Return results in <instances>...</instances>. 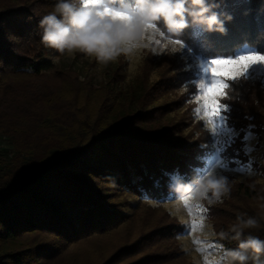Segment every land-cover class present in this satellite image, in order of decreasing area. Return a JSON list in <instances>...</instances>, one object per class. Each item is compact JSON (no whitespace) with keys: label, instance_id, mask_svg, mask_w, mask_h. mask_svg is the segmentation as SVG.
I'll use <instances>...</instances> for the list:
<instances>
[{"label":"trees","instance_id":"trees-1","mask_svg":"<svg viewBox=\"0 0 264 264\" xmlns=\"http://www.w3.org/2000/svg\"><path fill=\"white\" fill-rule=\"evenodd\" d=\"M56 3L0 0V85L9 75L53 69L49 58L32 60L23 50L32 40L39 44L38 21ZM217 3V12L232 17L226 32L190 27L184 43L207 57L230 55L244 45L264 53V0ZM172 65L170 78L151 85L142 79L127 84L118 70L108 73L107 90L94 110L87 104L95 92L80 91L72 115L48 124L41 157L31 150L17 162L10 147L0 148V264H63L72 246L121 226L126 208L134 206L128 198L167 199L173 181L197 176L200 158L207 155L205 142L184 133L193 123L158 124L185 106V96L170 99L166 92L195 78L186 59ZM229 241L234 240L222 242ZM140 243L123 245L100 264H142ZM72 263L84 264H65Z\"/></svg>","mask_w":264,"mask_h":264},{"label":"rangeland","instance_id":"rangeland-1","mask_svg":"<svg viewBox=\"0 0 264 264\" xmlns=\"http://www.w3.org/2000/svg\"><path fill=\"white\" fill-rule=\"evenodd\" d=\"M53 7L45 9L50 11ZM36 42L39 44L35 40L25 44L23 54L32 60L44 55L53 63V69L9 75L0 85V148L10 147L13 161L18 162L21 155H27L31 150L37 157L46 153L44 145L50 137L48 124L72 115L80 91L95 92L87 104L94 110L101 94L107 90L108 73L118 70L127 84L142 79V82L150 81L151 85L159 79L170 78L173 61L178 63L186 59L188 68L195 74L194 80L185 83L181 90L166 92L170 99L185 96V106L162 116L158 124L169 126L179 120L193 123L184 133L205 142L207 155L200 158L202 165L197 176L215 167L218 174L229 179L231 189L221 202L212 205L206 201L198 204L192 199L185 203L186 198L173 191L177 181L172 182V192L167 199L146 197L135 200L130 197L128 203H134V206L126 208L128 218L121 226L72 246L65 263L100 264L123 245L140 241L142 264H210L218 245L237 247L236 241L224 244L222 241L225 239H221L219 233L228 231L241 213L261 220L260 228L246 230V234L250 232L264 239V219H261L264 218V66L250 69L247 79L228 82L231 86L226 89L227 95L218 98L227 108L216 119L215 131L211 130L212 124L204 116V102L199 99L200 81L210 83L212 79L204 72L210 59L258 52L256 48L244 45L230 55L207 57L195 53L185 43L182 49L177 45V51L173 52L164 37L156 36L150 43L146 38L145 43H149V47L131 57L122 55L104 66L80 53L59 56L54 63L52 57L59 54L44 48L39 40ZM167 57L171 58L166 61ZM222 70L229 69L225 67ZM71 119L75 120L73 116ZM242 185L249 186L253 193H245ZM197 205L206 208L207 212L197 211ZM201 216H206L204 220L211 226L204 229L209 232L207 238L201 234L200 227L193 226V221H199ZM64 258L60 260L65 261Z\"/></svg>","mask_w":264,"mask_h":264},{"label":"clouds","instance_id":"clouds-1","mask_svg":"<svg viewBox=\"0 0 264 264\" xmlns=\"http://www.w3.org/2000/svg\"><path fill=\"white\" fill-rule=\"evenodd\" d=\"M218 7L217 0H57L53 10L38 21L40 44L59 54L52 57L54 63L59 56L80 53L104 66L149 47L156 36L164 37L175 52L177 45L184 47L182 37L190 27L206 33L226 32L225 21L232 17L217 12ZM230 190L229 179L215 167L191 182L177 181L173 186L182 198L208 205L221 202ZM260 227L257 217L237 215L228 231L219 233L221 239L236 241L237 247L218 245L210 264H264V239L246 234ZM205 228L211 226L203 220L200 230L207 238Z\"/></svg>","mask_w":264,"mask_h":264},{"label":"snow or ice","instance_id":"snow-or-ice-1","mask_svg":"<svg viewBox=\"0 0 264 264\" xmlns=\"http://www.w3.org/2000/svg\"><path fill=\"white\" fill-rule=\"evenodd\" d=\"M160 43L159 40L156 41ZM264 66V53L247 52L235 57H227L224 59H210L204 72L207 76H211V82L201 80L199 83L200 97L204 102V116L212 124L211 130L215 131V121L220 117L221 111L226 110L227 105L220 103L218 98H223L227 95L226 89L231 85L229 81L236 82L241 79H247L250 69L254 66ZM228 68L225 71L222 68ZM226 78V79H225ZM199 111V110H197ZM191 198H186L185 203ZM197 211L207 212L206 208L197 205ZM206 216H201L199 221H193L194 227H201V222Z\"/></svg>","mask_w":264,"mask_h":264}]
</instances>
